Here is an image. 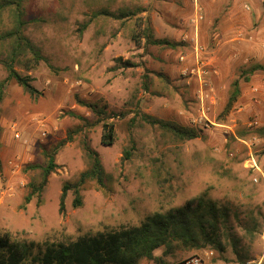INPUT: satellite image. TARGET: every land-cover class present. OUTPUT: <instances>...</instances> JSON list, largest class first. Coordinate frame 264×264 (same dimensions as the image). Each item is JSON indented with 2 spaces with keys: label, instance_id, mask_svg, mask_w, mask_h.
Here are the masks:
<instances>
[{
  "label": "rangeland",
  "instance_id": "374dc122",
  "mask_svg": "<svg viewBox=\"0 0 264 264\" xmlns=\"http://www.w3.org/2000/svg\"><path fill=\"white\" fill-rule=\"evenodd\" d=\"M10 9L0 15V34L11 26ZM22 9L23 35L43 60L26 72L25 53L15 69L30 75L41 95L32 99L13 81L4 87L0 233L40 243L55 235L138 226L149 214L207 193L235 214L229 224L250 257L246 264H264V70L249 73L264 65V0H24ZM144 10L148 15H141ZM196 15L201 19L194 26ZM234 19L241 27L231 26ZM146 27L173 47L146 43ZM7 44L0 42V81L6 78L1 61ZM198 69L206 76L199 79ZM235 80L239 94L228 106ZM87 105L101 109L103 118ZM142 115L192 129L198 138L175 140ZM104 122L114 125L112 146L101 144ZM70 135L42 193L25 204L44 152ZM130 139L135 149L122 161ZM83 141L99 156L103 184L85 182L79 207L68 191L61 213L63 185L90 167ZM251 159L260 171L251 168ZM154 255L166 264L192 257L202 264H235L224 260L232 259L230 249L224 259L209 250L173 257L161 248Z\"/></svg>",
  "mask_w": 264,
  "mask_h": 264
},
{
  "label": "trees",
  "instance_id": "16d2710c",
  "mask_svg": "<svg viewBox=\"0 0 264 264\" xmlns=\"http://www.w3.org/2000/svg\"><path fill=\"white\" fill-rule=\"evenodd\" d=\"M24 0H4L0 2V15L6 8L9 10L11 26L0 34V42L8 43V55L1 61L6 72V78L0 81V102L3 98L4 87L9 81L16 83L22 91L32 99H36L41 93L32 85L30 75H21L15 69V65L21 63L23 54L28 53L30 58L21 65L26 72L35 70L43 60L40 53L33 47L23 35L27 21L23 18L22 2ZM127 14V13H126ZM125 15V14H123ZM145 42L154 46H169L171 43L164 39H154L150 35L148 27L143 30ZM135 42L139 41L134 37ZM264 70V65L255 64L249 69V73ZM233 92L228 106L232 104L238 94V81L232 83ZM84 105V103L79 102ZM86 106V105H85ZM101 118L105 113L95 106L87 105ZM71 116L85 122L87 119L80 115ZM142 119H148L152 125L169 132L173 139L189 141L198 138V133L192 129H186L174 124L156 121L149 116L142 115ZM98 122H102L98 121ZM133 122V121H132ZM264 134V130H260ZM1 134V127H0ZM71 135L65 141L59 142L51 151L44 152L45 164L40 167V177L37 183H29V194L25 197V204L34 196H40L47 184L48 177L55 172L57 165L54 158L65 142L71 140ZM103 146H112L115 142V131L112 123H102L100 138ZM130 146L123 151L122 161L129 160L135 149L133 139ZM83 151L90 162V167L79 175L78 181L73 184H64L60 196L59 212L64 211V200L68 191L74 195L73 206L81 205L80 188L87 181H95L102 185L104 171L98 154L92 150L86 141L82 142ZM36 168L32 166L31 168ZM1 170V162H0ZM228 209L212 200L207 193L197 198L187 200L182 206L171 209L165 213L154 212L147 215L138 226L105 227L94 233H85L72 238L67 235H55L45 238L37 243L8 232L0 233V264H25L29 260L36 264H141V262H153L166 264L157 257L154 252L163 249V256H176L182 252H200L203 250L214 251L224 259V254L230 249L232 259H224L235 264H246L250 257L242 252L238 239L234 236L231 218ZM252 234V231L249 232ZM179 264V263H178Z\"/></svg>",
  "mask_w": 264,
  "mask_h": 264
},
{
  "label": "built area",
  "instance_id": "2783aa9c",
  "mask_svg": "<svg viewBox=\"0 0 264 264\" xmlns=\"http://www.w3.org/2000/svg\"><path fill=\"white\" fill-rule=\"evenodd\" d=\"M246 9L248 10V7H246ZM201 19V17H199L198 18V15H196L195 17H194V19H192L191 20V23L194 25V26H197V23H198V21ZM181 59H183V58H181ZM198 78L200 79L201 77H203V76H206V72L205 71H201V70H199L198 69ZM42 135H44V133H42ZM18 137V136H17ZM251 161H252V163H251V168L252 169H256L257 171H260L259 170V168L257 167V165H256V163L254 162V160H252L251 159ZM254 182H257V180L255 179L254 180ZM210 255H212V252H210ZM179 264H202V261H201V259L200 258H198V257H192V258H189V259H186V260H184V261H182L181 263H179Z\"/></svg>",
  "mask_w": 264,
  "mask_h": 264
},
{
  "label": "crops",
  "instance_id": "0c3cea01",
  "mask_svg": "<svg viewBox=\"0 0 264 264\" xmlns=\"http://www.w3.org/2000/svg\"><path fill=\"white\" fill-rule=\"evenodd\" d=\"M145 14L148 15V10H144V11L141 12V15H145ZM151 20L154 21L153 18H152ZM227 20H229V18H228ZM224 21H225V20H224ZM153 23H154V22H153ZM230 23H231V24L233 23L231 26H233L234 28H239V27H241V24H242V23H241L239 20H237V19L232 20V22H230ZM224 24H227V25H228L229 22H228V21H225ZM153 26L156 27L155 24H154ZM250 56H252V54H251Z\"/></svg>",
  "mask_w": 264,
  "mask_h": 264
}]
</instances>
